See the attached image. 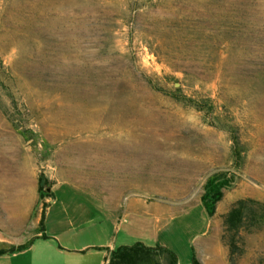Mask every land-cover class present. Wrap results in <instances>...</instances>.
I'll return each instance as SVG.
<instances>
[{
    "label": "rangeland",
    "instance_id": "1",
    "mask_svg": "<svg viewBox=\"0 0 264 264\" xmlns=\"http://www.w3.org/2000/svg\"><path fill=\"white\" fill-rule=\"evenodd\" d=\"M174 87L210 113L155 89ZM216 171L232 179L209 217L199 196ZM32 176L55 239L107 235L105 220L69 227L87 195L67 182L119 204L118 240L177 264L206 259L209 235L226 247L230 203L264 201V0H0V185ZM133 196L146 201L123 211ZM235 244L232 264H264V221Z\"/></svg>",
    "mask_w": 264,
    "mask_h": 264
},
{
    "label": "crops",
    "instance_id": "2",
    "mask_svg": "<svg viewBox=\"0 0 264 264\" xmlns=\"http://www.w3.org/2000/svg\"><path fill=\"white\" fill-rule=\"evenodd\" d=\"M35 182V177L32 176L27 183L25 180L19 181L15 178L13 185H0V248L4 249V252L0 253V264H19V261H21L20 264H34L31 260L34 257L43 259L40 264H106L112 248L119 244L130 243L126 239L118 240L114 235L120 228L119 222L115 223L114 221L115 210L119 208V204L116 206L112 202L109 204L107 200H100L96 194L93 195L91 192L67 182L65 183L72 189L87 195V199L84 201L87 206V214L76 224H68L69 227H91L105 220L108 228L107 235L104 238L85 235L75 239V242L71 240L69 244L66 237L61 240L55 239L52 234H45V226L41 222L44 208L46 210L47 202L50 200H47L45 196L38 197ZM63 183H59L51 189L50 199L52 192L56 191L58 186ZM145 201V198L141 196H133L123 206V211L126 212L131 207L140 206ZM41 202L44 204L39 209ZM98 202L106 207V211L102 207L105 212H100L97 207L93 206V203L98 204ZM153 206L159 214L164 210L162 205L154 204ZM120 207L122 208V203ZM125 214L122 215V218ZM203 242L207 244L205 248L209 256L206 259L200 256L201 264H227L226 247L221 245L219 236L209 235ZM19 245H21L20 248L17 247ZM39 246H47L51 249V253L40 250ZM50 258H56L58 261L51 262ZM70 258L76 259V263L69 260Z\"/></svg>",
    "mask_w": 264,
    "mask_h": 264
},
{
    "label": "trees",
    "instance_id": "3",
    "mask_svg": "<svg viewBox=\"0 0 264 264\" xmlns=\"http://www.w3.org/2000/svg\"><path fill=\"white\" fill-rule=\"evenodd\" d=\"M172 70H181L180 66L169 65ZM150 85V81L147 80ZM154 87V86H153ZM163 94L170 97L173 101L191 106L198 111L209 112L208 105L204 101L195 103L179 92L178 87L172 91H165L161 88H155ZM217 127H222L217 124ZM237 144L235 137L232 138ZM238 155V150L234 151ZM232 175H226L225 172L216 171L208 175L202 184V191L199 201L208 216H211L215 210V204L222 195V188L228 186ZM41 190L40 183L38 191ZM264 221V201L252 197H239L233 200L229 207L221 214V224L223 230L227 233V238L223 239L227 247L228 261L232 264L231 255L237 251L239 254L242 249L236 247L235 242L241 239V233L250 232L257 228ZM18 248L21 245L17 246ZM4 249L0 248V253ZM106 264H177L175 253L162 245H146L140 241H134L128 244H119L109 252ZM189 264H201L194 253L191 254Z\"/></svg>",
    "mask_w": 264,
    "mask_h": 264
}]
</instances>
